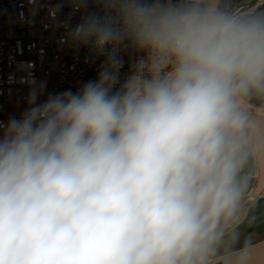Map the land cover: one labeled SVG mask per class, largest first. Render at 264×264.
<instances>
[{
  "label": "clouds",
  "instance_id": "clouds-1",
  "mask_svg": "<svg viewBox=\"0 0 264 264\" xmlns=\"http://www.w3.org/2000/svg\"><path fill=\"white\" fill-rule=\"evenodd\" d=\"M67 2L103 59L0 121V264H264V0Z\"/></svg>",
  "mask_w": 264,
  "mask_h": 264
},
{
  "label": "built area",
  "instance_id": "built-area-1",
  "mask_svg": "<svg viewBox=\"0 0 264 264\" xmlns=\"http://www.w3.org/2000/svg\"><path fill=\"white\" fill-rule=\"evenodd\" d=\"M87 11L99 8L90 4ZM81 15L73 13L67 0H0V121L19 119L33 90L41 93L37 100L41 103L50 94L76 92L96 80L103 58L65 41V24L75 26ZM121 55L123 78L137 56L131 51Z\"/></svg>",
  "mask_w": 264,
  "mask_h": 264
},
{
  "label": "crops",
  "instance_id": "crops-1",
  "mask_svg": "<svg viewBox=\"0 0 264 264\" xmlns=\"http://www.w3.org/2000/svg\"><path fill=\"white\" fill-rule=\"evenodd\" d=\"M257 220L253 224H248L247 222L241 225V238L238 243L231 246L232 250L239 249L243 243L246 236L251 234L252 243L256 245H261L264 247V244H261L264 241V218L260 217L259 211L256 213ZM225 249L222 248L221 251L223 252ZM219 264H225L224 260L219 261Z\"/></svg>",
  "mask_w": 264,
  "mask_h": 264
}]
</instances>
